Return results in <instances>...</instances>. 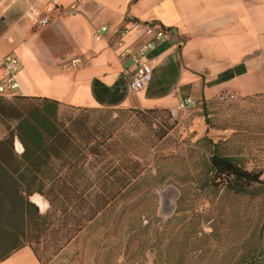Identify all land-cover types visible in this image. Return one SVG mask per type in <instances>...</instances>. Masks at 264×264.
Listing matches in <instances>:
<instances>
[{
    "label": "crops",
    "instance_id": "1",
    "mask_svg": "<svg viewBox=\"0 0 264 264\" xmlns=\"http://www.w3.org/2000/svg\"><path fill=\"white\" fill-rule=\"evenodd\" d=\"M59 1L61 9L51 14L49 24L34 28L27 3L42 9L46 0H0V64L6 54L17 57L16 95L54 100L61 111L68 107L106 111L109 120L134 108L168 111L175 117L186 111L178 108V99L191 97L198 105L187 108L193 112L189 131L198 143L208 139L218 144L225 138L216 140L208 131L223 129L210 127L204 116L206 112L209 117L217 94L228 92L233 99L264 95V0ZM73 3L76 9L70 11ZM132 20L168 33L146 55L151 77L136 93L129 87L133 65L115 48L118 30ZM101 26L108 30L95 39L93 33ZM149 39L142 29L123 38L132 46ZM73 58L79 59L75 67L61 66ZM15 149H22L17 139ZM255 167L264 176V165ZM35 195L45 203L43 208L32 199ZM29 200L40 213L49 207L38 193ZM94 221H88L49 262L43 263L32 245H23L1 258L0 264H67L83 243L95 239L86 238Z\"/></svg>",
    "mask_w": 264,
    "mask_h": 264
},
{
    "label": "rangeland",
    "instance_id": "2",
    "mask_svg": "<svg viewBox=\"0 0 264 264\" xmlns=\"http://www.w3.org/2000/svg\"><path fill=\"white\" fill-rule=\"evenodd\" d=\"M188 110L175 117L166 111L115 115L113 139L127 143L124 157L139 159L144 171L94 217L86 238L95 239L67 264H264V185L234 193L214 180L211 143H198L189 131ZM208 112V125L223 129L207 130L225 138L218 150L261 169L255 166L264 165V95L216 100ZM166 125L172 127L158 139ZM32 199L45 206L39 196ZM31 245L43 263L62 248L50 234Z\"/></svg>",
    "mask_w": 264,
    "mask_h": 264
},
{
    "label": "trees",
    "instance_id": "3",
    "mask_svg": "<svg viewBox=\"0 0 264 264\" xmlns=\"http://www.w3.org/2000/svg\"><path fill=\"white\" fill-rule=\"evenodd\" d=\"M106 114L76 107L61 111L47 98L0 96V259L44 234L62 247L141 177L142 163L124 157L127 143L113 139L117 119ZM171 127L166 125L158 139ZM211 145L208 168L214 180L234 193L264 185L261 169H247L238 158L222 154L218 143ZM33 193L47 200L45 213L29 200Z\"/></svg>",
    "mask_w": 264,
    "mask_h": 264
},
{
    "label": "built area",
    "instance_id": "4",
    "mask_svg": "<svg viewBox=\"0 0 264 264\" xmlns=\"http://www.w3.org/2000/svg\"><path fill=\"white\" fill-rule=\"evenodd\" d=\"M56 9H61L59 0H46L42 9L28 2L26 14L30 18L32 27L43 28L49 24L51 14ZM75 9L76 5L74 3L69 6L70 11H74ZM141 29L150 39L137 46L125 45L123 40L124 36L131 30ZM107 30L108 28L106 26L97 28L93 33L94 38L99 39ZM118 35L115 48L120 58H129L133 65L132 72L129 75V87L132 92L136 93L146 86L151 77L152 65L151 61L146 59V55L153 49L157 41L167 38L168 33L160 28H154V26L150 24H142L141 22L132 20L118 30ZM78 62V58H73L62 63L61 66L63 68L75 67ZM18 65L19 61L17 57L10 53L2 58L0 67L3 71V76L0 79V96L10 98L17 94L19 89V82L17 79ZM233 98L234 95L228 92H223L216 96L218 102H225ZM197 105L198 101L191 97H180L178 99L179 109L193 108ZM210 174H213V172L210 171Z\"/></svg>",
    "mask_w": 264,
    "mask_h": 264
}]
</instances>
